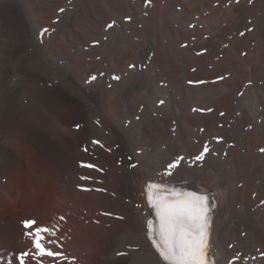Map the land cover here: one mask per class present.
Returning <instances> with one entry per match:
<instances>
[{
  "label": "bare ground",
  "instance_id": "bare-ground-1",
  "mask_svg": "<svg viewBox=\"0 0 264 264\" xmlns=\"http://www.w3.org/2000/svg\"><path fill=\"white\" fill-rule=\"evenodd\" d=\"M199 1L209 0L187 3ZM160 2L168 16L188 24V5L181 6L177 0ZM52 84L44 92L29 87L31 100L4 122L6 130L13 129L31 144L12 145L14 167L0 170V264H20L21 253H28L23 264H168L147 237L146 221L152 219L156 229L158 220L146 189L149 183L158 185L164 195L169 192L163 189L176 193L182 186L196 188L171 180L195 176L220 188L225 196L222 203L217 190L208 189L219 199L210 238L208 228L213 264H264V176L254 162L260 151L256 136L264 133L261 100L250 96L237 106L233 132L239 147H224L229 172L222 175L208 166L168 168L174 162L176 140L188 150V141H198L197 127L208 125L201 115L205 105L194 103L184 109L171 95L175 89L166 87L168 96L162 101L175 108L178 120L169 137L161 141L147 136L145 124L127 131L99 116L97 110L106 105L73 79L54 78ZM207 96L203 89L187 95L196 101ZM108 106L113 114L122 113L116 96L109 98ZM189 108L199 113L193 116ZM4 123L0 120V139ZM82 161L96 167H81ZM235 202H239L238 211ZM26 220L36 223L26 228ZM38 227L53 230L41 234L43 243L62 252L65 260L38 255L34 235H29Z\"/></svg>",
  "mask_w": 264,
  "mask_h": 264
},
{
  "label": "rangeland",
  "instance_id": "rangeland-1",
  "mask_svg": "<svg viewBox=\"0 0 264 264\" xmlns=\"http://www.w3.org/2000/svg\"><path fill=\"white\" fill-rule=\"evenodd\" d=\"M187 10L184 25L166 14L160 0H0V120L6 122L31 100L29 87L44 92L54 78L66 77L106 105L97 110L99 116L127 131L145 124L147 136L163 141L178 120L175 108L161 103L170 87L184 109L205 105L201 115L208 119V125L197 127L198 141H188V150L176 140L173 159L182 158L176 167L208 166L228 175L223 149L239 147L233 132L236 108L250 96L264 103V0L199 1ZM197 89L208 96L189 100L190 90ZM112 96L121 107L119 117L109 110ZM1 126L0 170H7L14 167L12 145L31 141L6 130V123ZM255 142L264 148V133ZM205 146L209 151L196 160ZM254 162L264 176V152L255 153ZM171 180L215 188L222 203L225 198L220 188L197 176ZM234 205L238 211L239 202Z\"/></svg>",
  "mask_w": 264,
  "mask_h": 264
},
{
  "label": "snow or ice",
  "instance_id": "snow-or-ice-1",
  "mask_svg": "<svg viewBox=\"0 0 264 264\" xmlns=\"http://www.w3.org/2000/svg\"><path fill=\"white\" fill-rule=\"evenodd\" d=\"M114 23L109 24L108 27H113ZM129 67H134V65H129ZM114 78L119 79L118 76ZM91 79L95 80L96 77L93 76ZM76 127L79 128L80 126L76 125ZM93 143L99 144L100 142L93 141ZM84 150L87 151V148ZM208 151V147L205 146L195 159L202 160ZM260 151L264 152V148L260 149ZM179 159L182 158H178L169 164L168 168H175L179 163ZM81 167L94 168L96 166L82 161ZM81 179H88V177H82ZM161 191L160 186L153 184H149L146 189L149 206L155 209L156 218L159 221L158 229L154 228L152 219L146 221L147 235L152 240V244L159 252L160 257L167 261L168 264H213L208 244L209 197L192 192L188 193L185 199L161 204L158 203ZM163 191L166 192L167 189H163ZM213 207H215L214 204ZM35 223V221L26 220L24 221V226L28 228ZM50 232H53L50 228L38 227L35 228L34 234L29 233V235H34L32 242L40 257L48 256L63 261L66 257L62 252L52 251L50 248L45 247L43 243L44 237L41 234ZM27 255L28 253H21L18 258L20 259V264H23V257ZM117 255H123V253H117ZM239 258V256L234 257V259ZM74 259L72 258V260ZM69 264H71V261H69Z\"/></svg>",
  "mask_w": 264,
  "mask_h": 264
}]
</instances>
